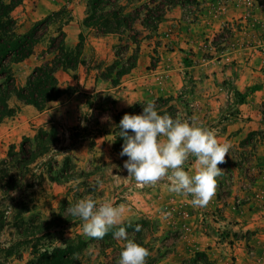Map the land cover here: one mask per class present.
Wrapping results in <instances>:
<instances>
[{
  "label": "rangeland",
  "instance_id": "374dc122",
  "mask_svg": "<svg viewBox=\"0 0 264 264\" xmlns=\"http://www.w3.org/2000/svg\"><path fill=\"white\" fill-rule=\"evenodd\" d=\"M52 1L54 0H24L13 12L20 31H25L40 17L54 15L50 23L41 28V33L47 27L48 30L36 46L34 55L37 59L31 60L38 64L43 62L42 57L49 49L50 35H55L59 25L70 18V12L64 6L45 15L50 10ZM247 1L211 0L209 14L218 18L228 10L230 3L244 4V17L247 16L248 20L256 22L261 28L260 40L241 43L238 38L241 35L239 31L243 30L240 25L243 22H238L237 17L231 21L225 20L222 31L207 38V41H202L201 48L204 57H215L223 65L236 69L240 66L238 57L235 56L238 48L256 46L255 50L260 54L259 64L251 59L245 62H251L264 71V56L259 47L264 36V0H254L252 5H248ZM203 3L204 0L187 5L186 9L192 17L198 18L202 13ZM257 9H261L262 13L258 14ZM145 35V32L141 35L139 44H128L127 35L115 34L113 39L116 42L113 43L112 52L100 63L103 75H106L108 68L116 66L111 69L113 77H116L117 71L129 65L131 57L137 55L138 62L142 53L146 54L150 69H160L164 52L166 48L169 50L168 44L154 30L148 36ZM92 62L91 60L90 64ZM32 66L30 60L14 66L19 85L27 79L35 67ZM127 74L120 77L118 84L122 83ZM183 78L188 81V88L184 86L179 93L169 95L175 98L172 103L178 107L179 117L215 130L218 141L230 145L225 162L218 165L223 170L216 178L215 195L206 207L194 208L189 197L169 192L167 181L137 186L123 169L127 156L121 157L120 152L114 149L115 112L112 114L113 121L108 120V123L103 124L97 117L86 116L77 126L57 127L59 140L36 163L27 169H12L9 172V176L14 177L13 185L16 187L10 194L4 195L2 188L8 185V176L4 182H0V201L4 198L5 205L10 210L8 225L1 230L0 241L9 242L22 232L30 235V238L35 236V242L63 243L76 233H83L82 221L72 217L67 211L68 207L82 198L91 197L97 202L110 201L122 207V222L141 219L146 221L139 233L128 231L130 239L149 250L146 264H264V155L258 149L264 145V126L242 137L238 136L242 128L231 126L238 123L240 102L234 92L236 87L227 80L223 85L226 89L231 87L229 92H232L234 102L227 104L218 117L200 115L199 103L192 98V79L185 73ZM182 93H185V97L181 98ZM184 101L188 105H184ZM260 111L261 119L264 120V103ZM245 118L248 121L251 119L250 116ZM37 131L35 128V133L25 136L34 138ZM25 136L12 145L18 149ZM9 150L10 146L0 149V169L4 167L1 161L9 159ZM66 160L68 163H65ZM56 163L59 165H55ZM51 164L54 165V171L65 169V175L69 177L61 178V182L55 181L52 177L56 174L50 176ZM196 164V159L192 157L185 169L194 171L198 167L193 168ZM98 180L102 181L99 186ZM49 224L53 225L49 229L56 231L51 236L45 234ZM226 227L237 232L233 244L221 239L220 233ZM20 241L24 242L19 246V253L22 252V255H13L8 259L1 256L0 264H25L30 259L29 246L32 242H26L25 239ZM124 244L125 241L114 238L106 249L91 246L88 264H118ZM235 246H238V255L235 254ZM199 252L202 255H198Z\"/></svg>",
  "mask_w": 264,
  "mask_h": 264
},
{
  "label": "crops",
  "instance_id": "0c3cea01",
  "mask_svg": "<svg viewBox=\"0 0 264 264\" xmlns=\"http://www.w3.org/2000/svg\"><path fill=\"white\" fill-rule=\"evenodd\" d=\"M210 2L211 0H204L201 5L203 10L198 18L190 15L187 6H171L164 20L154 30L161 35L169 47V50L163 48L165 52L159 65L160 69H150L149 60L146 54L142 53L136 66L124 77L122 83L114 85L111 79L103 75V67L100 63L107 59L110 51L112 52L113 43L116 42L113 39L115 34H102L94 28L84 27L87 0L52 1L50 10L45 15L58 7H66L70 12V18L63 24L66 42L72 47L76 46L80 40V32H84L83 57L87 64H81L75 69H59L56 72L61 88L69 90L42 110L32 104L23 103L16 97L11 98V106H19L20 109L15 115L6 117L0 123V149L9 147L22 136L33 133L35 128L74 127L81 124L86 116L97 117L102 124L108 123V120L113 121L112 114L116 109L121 110L139 101L179 93L184 86L188 88V81L183 78L187 70L192 79L190 85L192 98L199 103L200 115L218 117L227 104L234 102L233 94L229 92L231 87L226 89L223 85L227 80L241 92L248 87H256L245 102L238 103V123L231 127L242 128L238 135L240 137L263 127L264 120L261 119L260 110L264 103V71L251 62L249 64L245 62L251 59L252 62L256 61L259 64L260 54L255 50L256 46L238 48L235 56L238 57L240 66L236 69L223 65L221 61L215 60V57H204L201 48L202 41H207V38H212L222 31L225 20L231 21L238 17V22H243L240 24L243 30L239 31L241 35L238 38L241 43L246 40L259 41L262 36L261 28L256 22L248 20L247 16L244 17L246 11L244 4L230 3L228 10L217 18L209 14ZM256 12L262 13L261 9H257ZM32 58L37 59V56L33 54L19 64L30 60L31 65L36 66L38 62L31 61ZM91 60L92 64H90ZM168 60L171 62L168 63ZM25 82L26 80L22 85ZM248 116L251 117L249 121L245 118ZM258 149L264 155V145ZM196 166L197 164L192 167L196 168ZM234 251L238 255V246H235Z\"/></svg>",
  "mask_w": 264,
  "mask_h": 264
},
{
  "label": "trees",
  "instance_id": "16d2710c",
  "mask_svg": "<svg viewBox=\"0 0 264 264\" xmlns=\"http://www.w3.org/2000/svg\"><path fill=\"white\" fill-rule=\"evenodd\" d=\"M24 0H0V123L9 116H13L20 109L19 106H11L10 99L16 97L23 103L32 104L39 110L48 106V104L58 99L65 91L69 89L61 88L56 72L59 69H75L79 65H86L87 62L83 57V49L85 42L84 32L79 34V42L72 47L66 42V33L63 25H59L57 33L49 37V49L43 55V62L37 64L28 75L25 84L19 85L16 81L14 66L23 62L35 53L36 46L41 41L44 34L47 33L48 27L41 33V28L50 23L53 14H49L44 18L36 20L25 31H20L18 21L14 17V10L23 3ZM199 0H87V16L83 20V25L86 28H94L102 34H121L127 35L128 44H139L141 35L145 32L148 36L151 30H155L160 22L165 18L167 10L174 5L187 6L196 4ZM127 44V45H128ZM138 51V46H137ZM137 63V55L131 57L128 66L123 67L113 77L111 69L108 68L105 75L111 79L114 85L120 81V77L129 73ZM188 64L190 62L188 61ZM186 74L188 72L186 71ZM256 90V87H248L245 91H234L238 97V102H244L246 97ZM180 97H185L182 93ZM174 97H158L154 100L157 110L161 113H167L173 118L179 117V109L173 104ZM148 101H139L121 110L115 112V128L114 134V149L121 152L123 138L119 136V121L125 113L139 114L142 112L143 104ZM184 105H188L184 101ZM131 134V130H129ZM59 140V131L56 126L49 129L40 127L34 138L25 136L20 142L19 148L15 145L10 146L9 159L1 161L4 165L0 169V182H4L8 176V185L2 187L4 195L10 194L16 187L13 185L14 177L9 176L12 169H27L30 165L37 162L38 158L48 153L50 148ZM65 162V161H64ZM65 163H68L67 160ZM55 165H59L56 163ZM50 176L55 181L61 182L65 175V169L55 170L54 165H50ZM64 174V175H63ZM12 183V184H11ZM5 185V184H4ZM4 198L0 201V236L1 230L8 225L9 207L5 205ZM146 221L144 219L135 222H122V225H116L102 239L89 238L84 233H76V235L64 241L56 243L35 242V236L30 238L22 232L18 233V237L9 242L0 241V259L10 258L13 255L20 257L19 246L24 242H32L30 248V259L25 264H88V253L91 252V246L101 247L106 249L113 241L115 232L120 226L126 227L128 231L140 232L142 225ZM53 226V225H51ZM45 232L46 235H52L53 232L49 229ZM137 227L139 230H137ZM222 240H227L230 244L234 243V238L237 232L226 227L220 233ZM38 239V238H37ZM123 247H121L122 250ZM202 255V253H198ZM2 256V257H1Z\"/></svg>",
  "mask_w": 264,
  "mask_h": 264
},
{
  "label": "clouds",
  "instance_id": "9594fccd",
  "mask_svg": "<svg viewBox=\"0 0 264 264\" xmlns=\"http://www.w3.org/2000/svg\"><path fill=\"white\" fill-rule=\"evenodd\" d=\"M118 128L123 138L119 155L127 156L123 169L137 186L167 181L168 191L189 197L194 208L208 205L215 195L216 178L222 174L218 165L225 162L230 150L228 143L218 141L215 130L161 114L154 101L143 104L139 114L125 113ZM192 157L198 167L188 171L185 165ZM101 183L98 180L97 186ZM67 211L82 221L83 233L89 238L102 239L123 221L122 207L91 197L78 200ZM113 236L125 241L118 264H146L149 250L130 239L126 227L120 226Z\"/></svg>",
  "mask_w": 264,
  "mask_h": 264
},
{
  "label": "built area",
  "instance_id": "2783aa9c",
  "mask_svg": "<svg viewBox=\"0 0 264 264\" xmlns=\"http://www.w3.org/2000/svg\"><path fill=\"white\" fill-rule=\"evenodd\" d=\"M254 3V0H248L247 4L248 5H252ZM260 47V52L262 53V55L264 56V36H263V40L260 42L259 44Z\"/></svg>",
  "mask_w": 264,
  "mask_h": 264
}]
</instances>
